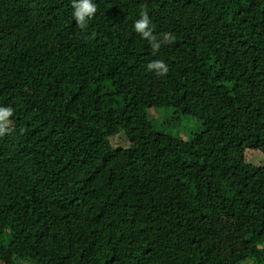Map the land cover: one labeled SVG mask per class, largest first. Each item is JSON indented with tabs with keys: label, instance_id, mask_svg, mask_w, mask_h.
I'll use <instances>...</instances> for the list:
<instances>
[{
	"label": "trees",
	"instance_id": "16d2710c",
	"mask_svg": "<svg viewBox=\"0 0 264 264\" xmlns=\"http://www.w3.org/2000/svg\"><path fill=\"white\" fill-rule=\"evenodd\" d=\"M93 3L0 0V264H264V0Z\"/></svg>",
	"mask_w": 264,
	"mask_h": 264
},
{
	"label": "clouds",
	"instance_id": "9594fccd",
	"mask_svg": "<svg viewBox=\"0 0 264 264\" xmlns=\"http://www.w3.org/2000/svg\"><path fill=\"white\" fill-rule=\"evenodd\" d=\"M71 6L73 19L82 30H85L88 22L97 11L96 5L93 3V0H72ZM134 29L143 39L150 43L154 54L159 51L161 42L153 35L151 20L146 10L140 13V18L134 23ZM148 69L156 70L157 74L162 76L168 72V67L162 60L148 64ZM10 116H12V109L0 107V136L8 132V118Z\"/></svg>",
	"mask_w": 264,
	"mask_h": 264
},
{
	"label": "rangeland",
	"instance_id": "374dc122",
	"mask_svg": "<svg viewBox=\"0 0 264 264\" xmlns=\"http://www.w3.org/2000/svg\"><path fill=\"white\" fill-rule=\"evenodd\" d=\"M201 88L204 90L203 94H202L203 101H206L209 97H213L215 100H217V96L215 95V93H213L214 89H215L214 84L205 83V84H203V86H201ZM154 105H155V101L153 103H150L149 105L143 107V109H145L149 114L153 115L155 113ZM184 134L186 135V133H184ZM212 216L215 217L216 219L220 220V221H223L222 223L224 226L225 225H234L236 230L239 232L240 237L242 238V248H244L246 246V244H248V246L249 245H256L255 239L247 231V229L242 225L241 219L239 217H237L235 210L230 209V210H227L224 212L214 213ZM243 253H245V252H242V255L244 257L250 256L249 250H248V252H246L247 256ZM21 264H27V263H25V261H23V259H21ZM244 264H248V263L245 262Z\"/></svg>",
	"mask_w": 264,
	"mask_h": 264
}]
</instances>
